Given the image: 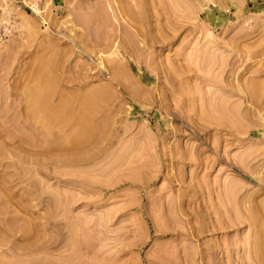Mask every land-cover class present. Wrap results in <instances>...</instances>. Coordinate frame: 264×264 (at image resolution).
Wrapping results in <instances>:
<instances>
[{
    "label": "rangeland",
    "instance_id": "obj_1",
    "mask_svg": "<svg viewBox=\"0 0 264 264\" xmlns=\"http://www.w3.org/2000/svg\"><path fill=\"white\" fill-rule=\"evenodd\" d=\"M0 264H264V0H0Z\"/></svg>",
    "mask_w": 264,
    "mask_h": 264
},
{
    "label": "bare ground",
    "instance_id": "obj_2",
    "mask_svg": "<svg viewBox=\"0 0 264 264\" xmlns=\"http://www.w3.org/2000/svg\"><path fill=\"white\" fill-rule=\"evenodd\" d=\"M108 40H107V43L110 44ZM101 64L102 63H100L99 65ZM80 69L81 67L78 70ZM53 77L54 76H50L49 78H46L44 82L42 80L41 84L36 85L35 87L30 89L29 94H28L29 96L28 104H29V107L31 108V112H30L31 118L36 120L37 122H41L47 130L49 129V126L52 123L72 119L74 122L78 123L79 125L77 139H80V140L87 139L91 135V131L93 129V123H91V120H89L90 118L88 114L91 112L92 107L95 104V99L93 98V96L87 97V95H84L83 101H81L80 106L77 110L72 109V107L69 105L66 99L61 101L58 104L50 105L49 96H50L51 87L54 82L53 80H55L53 79ZM66 78L67 79L65 80L69 79L68 77ZM45 108H48V110L45 111L44 110Z\"/></svg>",
    "mask_w": 264,
    "mask_h": 264
},
{
    "label": "built area",
    "instance_id": "obj_3",
    "mask_svg": "<svg viewBox=\"0 0 264 264\" xmlns=\"http://www.w3.org/2000/svg\"><path fill=\"white\" fill-rule=\"evenodd\" d=\"M10 24L8 22L5 23V25L2 26L3 30L8 29Z\"/></svg>",
    "mask_w": 264,
    "mask_h": 264
}]
</instances>
